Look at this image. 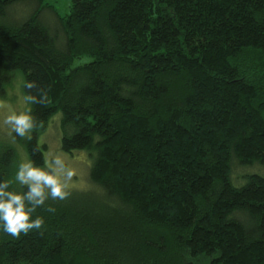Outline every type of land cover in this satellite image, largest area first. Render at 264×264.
I'll return each mask as SVG.
<instances>
[{
	"label": "trees",
	"instance_id": "obj_1",
	"mask_svg": "<svg viewBox=\"0 0 264 264\" xmlns=\"http://www.w3.org/2000/svg\"><path fill=\"white\" fill-rule=\"evenodd\" d=\"M18 71L32 166L59 118L91 188L14 185L0 155V264H264V176L246 175L264 168V0H72L66 17L0 0V96Z\"/></svg>",
	"mask_w": 264,
	"mask_h": 264
},
{
	"label": "rangeland",
	"instance_id": "obj_2",
	"mask_svg": "<svg viewBox=\"0 0 264 264\" xmlns=\"http://www.w3.org/2000/svg\"><path fill=\"white\" fill-rule=\"evenodd\" d=\"M45 1L61 17H66L70 12L72 0ZM42 20L46 24L55 25L49 12L43 13ZM88 62L90 59L83 57L76 61L75 66ZM24 83L23 73L15 72L12 82L4 89V96H0V155L11 157L8 175L12 184L36 185L40 191L47 193L89 190L92 159L86 151L68 154L62 150L59 118L52 119L41 133L38 132L37 142L45 148V165L41 168L32 166L27 145L34 131L31 125V104L24 93ZM242 172L241 167L234 171L235 175ZM255 174L264 176V168H251L246 173Z\"/></svg>",
	"mask_w": 264,
	"mask_h": 264
}]
</instances>
